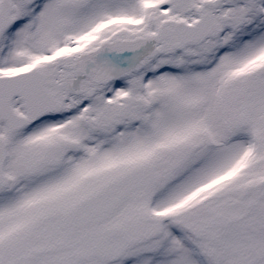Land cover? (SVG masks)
Instances as JSON below:
<instances>
[{"label": "snow or ice", "instance_id": "1", "mask_svg": "<svg viewBox=\"0 0 264 264\" xmlns=\"http://www.w3.org/2000/svg\"><path fill=\"white\" fill-rule=\"evenodd\" d=\"M0 264H264V0H0Z\"/></svg>", "mask_w": 264, "mask_h": 264}]
</instances>
